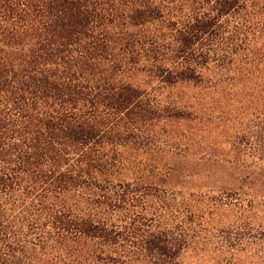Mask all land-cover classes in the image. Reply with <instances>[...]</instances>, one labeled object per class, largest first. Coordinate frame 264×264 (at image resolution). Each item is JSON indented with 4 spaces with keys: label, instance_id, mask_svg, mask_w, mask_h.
I'll use <instances>...</instances> for the list:
<instances>
[{
    "label": "trees",
    "instance_id": "obj_1",
    "mask_svg": "<svg viewBox=\"0 0 264 264\" xmlns=\"http://www.w3.org/2000/svg\"><path fill=\"white\" fill-rule=\"evenodd\" d=\"M0 264H264V0H0Z\"/></svg>",
    "mask_w": 264,
    "mask_h": 264
},
{
    "label": "rangeland",
    "instance_id": "obj_2",
    "mask_svg": "<svg viewBox=\"0 0 264 264\" xmlns=\"http://www.w3.org/2000/svg\"><path fill=\"white\" fill-rule=\"evenodd\" d=\"M203 173H202V175H205L206 173H204L205 171H202ZM212 172H214L217 176L218 175H220L219 173H220V169H214ZM198 184V183H197Z\"/></svg>",
    "mask_w": 264,
    "mask_h": 264
}]
</instances>
